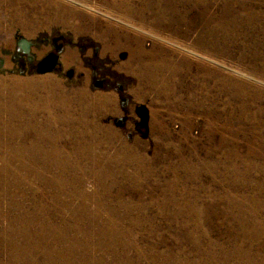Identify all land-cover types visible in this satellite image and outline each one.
I'll list each match as a JSON object with an SVG mask.
<instances>
[{
	"label": "rangeland",
	"instance_id": "obj_1",
	"mask_svg": "<svg viewBox=\"0 0 264 264\" xmlns=\"http://www.w3.org/2000/svg\"><path fill=\"white\" fill-rule=\"evenodd\" d=\"M0 264H264V0H0Z\"/></svg>",
	"mask_w": 264,
	"mask_h": 264
},
{
	"label": "water",
	"instance_id": "obj_2",
	"mask_svg": "<svg viewBox=\"0 0 264 264\" xmlns=\"http://www.w3.org/2000/svg\"><path fill=\"white\" fill-rule=\"evenodd\" d=\"M24 45H26V43H24ZM52 59L53 58H48V59H46L45 61H44V66H45V68H47V67H49L50 66V64H51V62H52Z\"/></svg>",
	"mask_w": 264,
	"mask_h": 264
}]
</instances>
